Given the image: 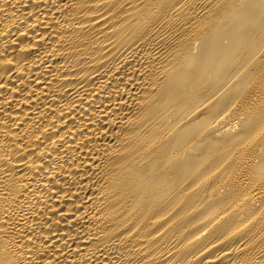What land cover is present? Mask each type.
I'll list each match as a JSON object with an SVG mask.
<instances>
[{
    "label": "bare ground",
    "instance_id": "6f19581e",
    "mask_svg": "<svg viewBox=\"0 0 264 264\" xmlns=\"http://www.w3.org/2000/svg\"><path fill=\"white\" fill-rule=\"evenodd\" d=\"M0 264H264V0H0Z\"/></svg>",
    "mask_w": 264,
    "mask_h": 264
}]
</instances>
